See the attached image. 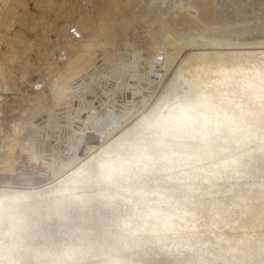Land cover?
Here are the masks:
<instances>
[{
    "label": "bare ground",
    "instance_id": "1",
    "mask_svg": "<svg viewBox=\"0 0 264 264\" xmlns=\"http://www.w3.org/2000/svg\"><path fill=\"white\" fill-rule=\"evenodd\" d=\"M85 1L0 0V264H47L68 250L88 264H264V49L190 59L125 133L116 131L146 95L129 115L109 108L73 128L74 160L57 168L39 161L48 164L47 181L22 177L37 165L39 114L50 121L101 65L115 70L121 59L113 47L131 19L128 0ZM64 18L75 30L66 33ZM43 31L62 33L57 53L39 41ZM147 59L139 53L128 65L137 70ZM193 95L213 102L193 103ZM217 126L224 136L209 140ZM210 199L229 218L210 213ZM73 209L78 223L46 235L51 220Z\"/></svg>",
    "mask_w": 264,
    "mask_h": 264
},
{
    "label": "rangeland",
    "instance_id": "2",
    "mask_svg": "<svg viewBox=\"0 0 264 264\" xmlns=\"http://www.w3.org/2000/svg\"><path fill=\"white\" fill-rule=\"evenodd\" d=\"M123 11L129 12L131 19L117 28L113 47L118 53V57L121 56V59L119 58L121 61L117 60L115 70L114 63L101 65L100 69L91 75L88 89L85 88L82 95L77 96L76 100L71 103H63L54 113L51 122L48 117V119L46 118V112L39 114L36 121L43 125L35 127L34 132L37 134L33 133L34 139L36 138L33 148L36 149L37 165L34 164L33 169L22 173V177L25 179L28 178L29 181L34 182L40 179L47 181L50 178L48 164L41 166L46 169H38L42 165L40 162L43 159L48 163L53 162L54 168L67 165L74 160L77 140L75 136L71 137V135H74L75 127L85 128L89 117L93 115L99 119L107 113L109 108L121 110V107L123 110L119 113L121 114L123 111L129 115L134 109L131 107L141 105L142 96L146 95L148 100L144 108L116 131V133H125L157 105L167 93L177 71L190 59L204 54L225 56L227 54L235 55L245 50L264 49V0H128ZM70 19L64 18L67 22L65 27L68 28L65 30L66 33L75 28L73 27L75 24L73 25L72 19ZM61 34L43 31L38 35V38L57 53V49L62 43ZM209 47L215 51L204 50ZM139 53L149 54V59L145 61V64L140 65L142 66L140 69L136 70L128 63L131 57L136 59V54ZM155 53V58L160 59L159 65L156 67L153 66ZM35 56L36 52L31 55V57ZM145 67L146 69H144ZM32 68L35 70L34 67ZM158 68L162 69L159 71L160 74L164 71L166 73L157 75V78L153 76V70ZM41 69L42 67L38 68L37 72H41ZM153 77L157 81L155 80L156 83L152 85ZM25 80L26 77L22 83ZM14 84L18 85L17 82ZM108 85L109 87H107ZM135 92L137 94L133 95ZM140 93L141 95H139ZM117 94L119 95L117 96ZM103 107L105 108L103 109ZM78 119L80 121H77ZM111 138L112 136L106 139L103 144L105 147L109 145ZM84 148L85 144L81 145L79 152H83ZM2 156L6 158L4 154ZM85 159L82 161L84 162ZM4 161L7 163V159ZM11 184L13 187L19 186L17 183ZM22 184H26V182ZM206 209L222 220L229 218L225 208L218 201L210 199Z\"/></svg>",
    "mask_w": 264,
    "mask_h": 264
},
{
    "label": "snow or ice",
    "instance_id": "3",
    "mask_svg": "<svg viewBox=\"0 0 264 264\" xmlns=\"http://www.w3.org/2000/svg\"><path fill=\"white\" fill-rule=\"evenodd\" d=\"M204 50L209 52L215 51V49L211 47L206 48ZM192 102L196 104H204V103H212L213 101L209 100L208 97H200L193 95ZM207 136L209 137V140H213L211 139L212 137H215L216 140H219L221 136H224V133L221 132L219 126H217L215 129L209 131L207 133ZM78 221H79V210L73 209L72 212L69 213L68 215H64L59 217L58 219L51 220L45 229L46 235H58L59 234L58 230L63 227L64 223L74 224V223H78ZM60 255L63 257V259L52 260L50 262H47V264H88V261L86 260L76 259V257L73 255L71 250L63 251L60 253ZM9 264H17V262L9 261ZM136 264H153V261L145 259L143 261H137Z\"/></svg>",
    "mask_w": 264,
    "mask_h": 264
}]
</instances>
